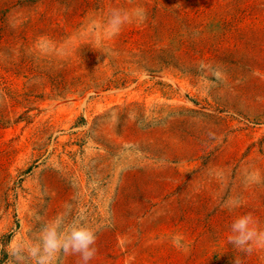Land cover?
<instances>
[{
    "label": "rangeland",
    "instance_id": "rangeland-1",
    "mask_svg": "<svg viewBox=\"0 0 264 264\" xmlns=\"http://www.w3.org/2000/svg\"><path fill=\"white\" fill-rule=\"evenodd\" d=\"M247 213L264 229V0H0V264L58 214L95 230L88 264H264L227 241Z\"/></svg>",
    "mask_w": 264,
    "mask_h": 264
},
{
    "label": "clouds",
    "instance_id": "clouds-1",
    "mask_svg": "<svg viewBox=\"0 0 264 264\" xmlns=\"http://www.w3.org/2000/svg\"><path fill=\"white\" fill-rule=\"evenodd\" d=\"M133 18L138 22H144L147 18L145 10L136 8L130 12L113 9L107 20L109 34L117 35L122 26L132 22ZM248 179L260 182L259 172L249 173ZM229 205L237 207L239 201L230 200ZM96 240L95 230L86 223L79 219L66 222L64 216L58 214L43 224L31 243L17 245L14 254L22 264H54L60 253L79 255L82 264H88L96 254L94 247ZM227 241L237 250L251 255L255 250L264 248V229L259 227V221L251 213L243 214L231 223ZM171 242L177 249L186 250L182 235L174 234ZM235 264H240V261L236 259Z\"/></svg>",
    "mask_w": 264,
    "mask_h": 264
}]
</instances>
